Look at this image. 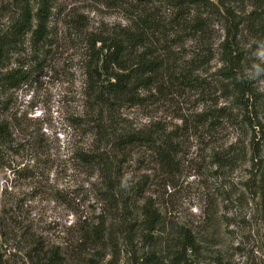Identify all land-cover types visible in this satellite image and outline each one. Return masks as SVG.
<instances>
[{
	"label": "rangeland",
	"instance_id": "374dc122",
	"mask_svg": "<svg viewBox=\"0 0 264 264\" xmlns=\"http://www.w3.org/2000/svg\"><path fill=\"white\" fill-rule=\"evenodd\" d=\"M46 1L30 0L34 28L35 15ZM49 4L47 43L34 52L28 33L7 65L0 67L4 73L19 68L28 72L26 79L0 88V120L9 122L19 145L26 144V133H33L41 146L37 160L25 159L22 146L2 153L0 216L10 220V239L0 238V264H32L20 250L27 230L61 245L70 264H89L94 251L104 255L99 264H108L112 245L117 246V264H264V214L260 196L250 190L252 144L261 145L264 160V39L244 33L241 40L253 88L248 107L233 103L232 93L217 88L224 65L219 51L205 70L192 73L198 79L195 88H178L172 74L195 69L187 65L195 44L186 37L180 42L160 40L159 48H167L158 50L162 57L167 52L171 62L180 65H163L156 83L139 89L145 100L119 107L114 117L125 129L154 134L156 145L172 139L179 168L166 172L146 155L140 163L143 152L135 150L124 182L140 188L143 177L149 180L142 194L129 196L130 209L120 206L117 213L104 196L100 176L73 153L89 141L75 122L86 109L87 40L91 34L120 36L137 26L139 16L153 15L167 26L177 10L171 0H49ZM25 8V0H0V35L12 31ZM223 34L220 23L216 44ZM225 105L235 113L234 120L217 113ZM255 118L258 126L253 129L249 121ZM148 202L158 213L153 227L143 214ZM121 212L129 215V225ZM101 214L107 230L104 245L97 247L94 228ZM78 239L85 246L80 257L71 254ZM187 243L193 248L186 250Z\"/></svg>",
	"mask_w": 264,
	"mask_h": 264
},
{
	"label": "trees",
	"instance_id": "16d2710c",
	"mask_svg": "<svg viewBox=\"0 0 264 264\" xmlns=\"http://www.w3.org/2000/svg\"><path fill=\"white\" fill-rule=\"evenodd\" d=\"M25 1L26 8L12 31L0 35V67L7 65L12 52L17 50L28 33H32L31 43L34 52L39 51L48 41L51 10L49 0L43 3V7L36 13L35 28L30 0ZM171 2L175 4L173 8L177 11L171 15L167 26L153 15L139 16L137 26L125 30L120 36L109 38L91 34L87 40L89 61L85 64L87 83L84 108L86 109L83 110L84 117L78 118L79 122L77 120L75 122L84 128L89 141L73 153L83 166L100 176L106 186L104 196L108 195L109 205L112 210L117 209V213L120 212L121 207L123 210L130 209L129 196L136 195L138 191L142 194L146 181L149 180L148 177H143L140 188L128 186L124 182L125 167L133 160L135 150L143 152L142 157L138 159L140 163L144 162L146 155L155 158L158 165L166 172L178 171L179 168L176 146L173 145L172 139L165 138L166 143L156 145L154 134L125 129L114 117L119 107L139 105L145 100L138 93L139 89L145 90L153 86L163 65H180L177 60L171 62L167 52L163 57L159 53L160 50H167L158 46L162 38L164 42L174 40L180 42L186 37L195 44L194 57L187 63V65H195V69L190 71L187 69L180 73L175 70L172 74L178 88H195L198 79L193 78L192 73L195 70H205L215 59L216 51H219L224 65L219 70L217 88L232 93L233 103L242 107H248L253 94L248 75V60L241 40L244 33L254 39H264V1L171 0ZM220 23L224 34L221 36V42L216 44ZM23 69L25 68L0 72V88L16 80L26 79L28 72L27 70L23 72ZM201 80L205 83L207 79ZM229 110L230 107L225 105L218 108L217 113L221 118L234 120L236 115ZM256 120L257 118L249 121L253 129L258 126ZM15 137L9 122L0 120V159L2 153H13L22 146L16 142ZM25 143L22 146L25 153L23 157L28 161L37 160L41 156V146L37 143V136L26 133ZM256 145L252 144L251 149L253 166L250 190L260 196L264 214V160L261 157V145ZM218 157L221 158L220 154ZM143 214L153 227L157 222L158 213L153 212L149 202L143 206ZM121 215L129 225V215L126 216L122 212ZM100 216L94 228L96 236L93 238V244L97 247L104 245V234L107 230V220L102 214ZM8 225H10L9 218L0 216V238H4V242L10 239L7 232ZM23 239L26 244L25 247H20V250L32 264H70L67 258L69 254L65 253L61 245L49 244L43 237L28 230L23 234ZM80 240L76 241V246L71 251L76 257L85 253V246L83 247ZM184 247L189 250L193 248V244L187 243ZM116 248L117 246L112 245V259L108 264H117ZM94 252L96 253L87 259L89 264H99L104 257L102 252Z\"/></svg>",
	"mask_w": 264,
	"mask_h": 264
}]
</instances>
